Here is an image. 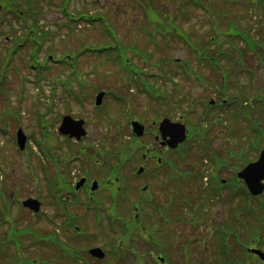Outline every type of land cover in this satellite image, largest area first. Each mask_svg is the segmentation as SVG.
I'll return each mask as SVG.
<instances>
[{"label":"rangeland","instance_id":"obj_1","mask_svg":"<svg viewBox=\"0 0 264 264\" xmlns=\"http://www.w3.org/2000/svg\"><path fill=\"white\" fill-rule=\"evenodd\" d=\"M18 1V9L26 6V3L24 0H17ZM34 2L35 7L37 10H39V13L37 15L38 22L40 28H44L46 30H49L51 33L54 34V38L48 39L45 42V47L42 48L41 53L38 55L39 61L46 59V56L48 55V50H51V52H55L58 57H61L65 51L69 49H74V47L79 46L82 42H86L88 44H100L103 42L104 37L102 34V29L97 24L96 26H86L81 25L78 30H76V34L74 36L70 35V37L67 38V32L64 28L61 27L63 16L60 13L61 8V2L62 0H32ZM10 3V2H9ZM163 3H166L164 0H159V2L154 3V8L159 10L160 8L165 9ZM20 4L22 7H20ZM60 5V8H59ZM167 6H172V4L168 3ZM4 7H2L3 9ZM42 8V10H41ZM70 10L72 11H85V12H91L94 13L96 11L103 12L107 18L108 21L111 22L112 26L116 29L118 33V37L124 42L125 45H134L137 48L141 49H134L135 52L139 53L142 51V49L148 50L152 54V56L148 59L150 64L145 65L147 62L143 58L136 57L133 55L132 51H128V55L133 58V63H136L139 66H142V68L145 72L150 74L153 72L154 74L158 75V69L155 68L152 64L156 60H161L162 58H168V64L166 65L167 69H177L175 66H179L181 63V60H184L187 57H192L188 50L183 46L180 45V43L177 41V43L170 44L167 48H163L162 50H157L151 46L149 43V38L147 34L144 33L143 28L148 26V23L145 21V19L142 16V11L139 7H135L132 3V0H70ZM152 16H158V14H154L153 10H150ZM8 10H4L2 12V17L4 18V22L0 25V68L1 63L3 61L7 46L10 44L9 39L16 35L18 32L22 33L23 31V22L20 21H14L12 16H9L7 13ZM59 18L60 21H59ZM190 20L186 23L184 21L178 20V22L182 23L184 26V29L189 33L194 31L195 35L193 38H199L200 36L204 37L205 39L208 37L206 32L211 28V22L209 18H207V14H205V11L196 9L193 14L190 15ZM264 24V23H263ZM242 25L239 26L240 29H242ZM152 29V27L150 26ZM255 29V27L253 26ZM191 34V33H190ZM152 35V34H151ZM161 43L162 40L159 35H154ZM256 37H259L261 39V36H259L256 33ZM7 39V40H6ZM217 45L215 42L211 43L210 50L215 51ZM241 49L243 48V45H240ZM24 49V48H23ZM27 55L28 51L22 50L18 54L16 53L12 57L11 65L9 66L10 69L6 72V78L4 79L2 88L0 90V112L3 111V109L8 114L9 110L12 109L11 113L14 117L17 119H20L22 117V113H24V119L21 123V126L27 134L34 135L35 140L39 141L40 139V132L39 127L35 123V113L34 111L38 108L39 111H44L46 104H48V101L50 99L49 93L51 91H48V88H50L51 83L47 80H43L42 83H40L39 86H35V83H32V76L30 69L27 67ZM86 58L89 57V55L85 56ZM102 57V56H101ZM106 55L104 58L106 59ZM96 57L92 58V61L95 64ZM260 58V57H259ZM9 60L6 61L8 63ZM41 61V62H42ZM249 65L254 67L255 62L253 61V58L249 59ZM235 66L236 62H233ZM94 64H91L90 67L88 63L85 61L84 63H81V69L86 70V74L84 73L85 80L87 82L91 80L92 83L97 84V86H101V88H112L116 91H121V80L120 76H125V70L121 67L119 69L118 66L110 67L108 64H97L96 68H93ZM83 66V67H82ZM89 67V68H88ZM61 67H54L51 69L50 72L47 71V73H50L51 75H54L55 77H59V69ZM64 70H66L64 68ZM189 72L190 69H187ZM151 71V72H150ZM88 72H92L91 75L88 74ZM110 72L111 75L119 76L118 77H106V73ZM1 73V71H0ZM49 74V75H50ZM81 74L82 72L77 69L75 78L76 80H81ZM101 74V75H99ZM103 74V75H102ZM204 75L205 82L208 85L209 92L204 93L201 88L198 87L197 83L193 81V78L190 80L184 79L183 75H179V77L175 78L174 80H177L179 83V89L181 90L179 92H185V97H187V100H183L182 106L186 107L189 105V99L191 97H208L211 96V92L215 91L213 84L218 82L217 77H213L211 74V71L208 69H205L202 73ZM257 75L260 80L264 79V72L261 73L259 69L257 68ZM26 78L29 80H25ZM36 76V75H35ZM94 76V77H91ZM50 78H53L52 76H49ZM150 82H156L160 83L163 82L167 85L164 80H159L156 76L148 78ZM35 82V78L33 79ZM55 85L59 84L62 85L64 83V80L57 78L53 79ZM239 81L241 84L246 85L247 77L245 75H242L239 78ZM88 83V82H87ZM168 86V85H167ZM264 86V83H263ZM58 88L55 90V93L57 92ZM131 91V90H130ZM136 92V91H134ZM21 98L19 99V97ZM127 99L131 101L133 104H129L128 102H115V106L109 107L110 103H112L111 98L105 100V106L107 108V111L110 109L112 112L117 111V113L114 116H109V118L116 120L118 116H121L125 114L126 116H135L140 113L143 118H141L144 122H149L148 118H145L147 115L148 110H153L159 113V110L161 108L157 106H150V103L146 101L143 96V94L140 93H130L129 91L126 92ZM33 99H36L37 106L36 109L33 106ZM62 99H58V106L56 108V112L48 117L47 120H50L51 118L56 122L59 121V118L63 113H66L67 109L65 106L68 105V109L70 113L75 117H81L87 121V131L88 136L86 139H90L92 141V144H101L104 143L103 139L107 140V148L115 145L116 138L108 134L105 130L106 128V122L97 121V115H100L99 112L101 110H97V112L94 111V108L92 106V99L88 97L87 101L84 102L83 106L78 105L77 103H72L70 100L61 102ZM248 103L253 106L254 108L259 109V113H263L264 111V100L257 99V105L254 101V96L251 95L247 99ZM155 104V103H154ZM25 108V111L23 112L22 108ZM147 107V108H146ZM188 107V106H187ZM146 108V109H145ZM184 110V109H182ZM180 112H183V111ZM179 109L176 110L174 113L175 115ZM172 110L170 111V113ZM150 115L153 116V112H149ZM173 113V112H172ZM242 113L247 115L252 123V125H256L257 121L252 120L250 117V114L248 113L247 108H242ZM227 119V117H226ZM4 122L7 123V131H6V137L0 136V146L3 147L7 144L9 147L6 150V153L10 155V159L7 160V165L3 162L0 163V167H5V176H4V186L6 187L7 194L10 195L11 189H15L18 193L17 195L19 197H22L24 195H30L34 193L33 183L32 180L29 179L26 176V172L23 169V166H28L25 164V155L23 153H18L14 151L13 145H12V139L15 134V130L17 129L18 125L17 122L11 118L10 116H6ZM235 119L231 120V126H235ZM242 123V121H240ZM101 124H103L101 126ZM54 125L51 124L50 127ZM251 129V127H250ZM125 130H127V126H125ZM236 130V127L234 128ZM217 131H220L219 128H216L213 133L215 134ZM116 134V133H115ZM118 136V135H117ZM254 135H251L250 138H255ZM257 138V137H256ZM57 140L56 137H50L49 141L51 143L55 142ZM238 138H234L230 141H237ZM125 142L127 140H124ZM30 142H32V139H30ZM29 140H27V146L30 144ZM89 143V142H88ZM225 143V146L229 143V141H225L223 139L222 144ZM11 144V145H10ZM220 143L218 148L222 146ZM80 146L83 144L80 143ZM99 147V146H98ZM223 147V146H222ZM221 151V150H220ZM209 152V151H208ZM24 158H23V156ZM191 159H188V165H186V168H189V166L194 163L195 160H198V162H201L202 167H199V170L197 171V174H201V177L204 175V173H207V171H210L211 166L209 160L201 161L199 160L198 155L190 156ZM198 158V159H197ZM26 159V158H25ZM207 159V158H203ZM39 162V160H38ZM36 164V163H35ZM9 166V167H7ZM77 166H72L74 168ZM7 169H11V172L8 173L6 171ZM222 174L219 173L220 177L227 176V170L222 169ZM232 171V169H231ZM199 178V179H200ZM197 177L194 176V178L191 179L189 182V185L184 182V180H180L179 182V189L181 191V197L178 195L170 196L165 200V204L167 205H177L178 207L181 206L180 210H175L174 212H171L170 214L164 215V220L169 221L170 225L166 226H172L173 224L171 221L173 220H179L174 224L175 228L173 227H166V229L170 232L172 240L177 241V238L183 237L177 242L172 243L170 247L171 249L167 251L169 253V260L171 264H185V258L182 255V250L185 253V256L189 259V262L187 264H200L203 261V264H206L210 262L212 259L217 261V264H222V258L219 255L218 252L213 253L212 247V235H213V229L217 226V222L220 221H226L230 222L232 218L229 217L230 210L229 208H236L237 201L229 202L223 199V204L220 202V199H218V202H214L215 210L211 213H209V209L206 210L205 215H208L216 219L217 222H215L212 218L208 219L207 222L203 224L204 233L201 234V232H196L197 230L191 229L192 227L194 229H202V227H197V225L192 224V227L190 223L185 220H182L181 217L187 216L189 217L191 213L194 211V213L198 212L199 206L201 204L200 198L198 195H200L203 191V185L199 181ZM71 182V179H70ZM192 191H195V194H192ZM158 192V191H157ZM129 201H133V193H128ZM225 196V195H224ZM182 197H186L191 199L190 203V209L186 206V200ZM203 201H205V197H203ZM213 201L208 200V204L212 205ZM169 209H174L173 207H170ZM45 212H50L51 208L50 206L45 207ZM17 213L21 219V221H31V216L28 213L19 212V210L15 207L13 213ZM15 213V214H16ZM196 215V214H195ZM124 218L126 220H130V214L125 213ZM90 220H93V217H89ZM200 224V225H202ZM34 226L37 228L42 229H49L50 225H48V221L46 219H40L36 220L34 222ZM5 227L0 226V239L3 238V233L1 231L4 230ZM177 229V230H175ZM90 231L96 232L99 235V239H96V242L93 240L94 243H107V234H105V238L102 235V233L98 232L97 226H90ZM119 232H122L121 229H118ZM193 234H196V236H193ZM193 237H199V241L196 242L193 240ZM195 239V238H194ZM160 241L164 243L166 240L165 238H161ZM190 242V243H189ZM84 243V242H83ZM128 243V238L126 236L123 237V245H126ZM192 243V244H191ZM181 245V248L180 246ZM206 246L207 249L204 250L202 246ZM89 246V245H87ZM86 247V246H85ZM264 250V247H261ZM9 250V249H8ZM130 253L132 252L131 248L127 249ZM10 251V250H9ZM204 251V255H203ZM212 253V255H211ZM3 256V257H2ZM0 256V264H6L4 262L5 256ZM147 261L149 263H152V260L149 257H146ZM7 260V258H6ZM136 262H141V255L138 253L136 255ZM200 262V263H199Z\"/></svg>","mask_w":264,"mask_h":264},{"label":"trees","instance_id":"obj_2","mask_svg":"<svg viewBox=\"0 0 264 264\" xmlns=\"http://www.w3.org/2000/svg\"><path fill=\"white\" fill-rule=\"evenodd\" d=\"M2 0H0L1 2ZM144 2L143 11L145 14L146 20L149 22V25L155 30V33L162 34V37H165L169 34L175 35L178 38L186 39V36H183V33L175 26H180L179 24L175 23L176 17L180 19H183L184 21L190 20V15L193 14V12L196 9H200L205 11L208 15H210L209 20L212 21V29H214V33L216 34V40H219V43L222 42L221 35L223 34L222 28L224 27L225 31V21H232L234 25H236L237 29H233L234 25H232L233 33V41L236 40V37H239L240 39H244L247 45H244L241 50V52H258L261 54L262 51H264L262 48L259 50L257 48V45H259L258 42L262 43V39H264V0H164L166 3L164 8H160L159 10L154 8V3L159 2V0H138ZM14 4L12 5V9H18V1L13 0ZM26 3V6L21 8L20 10H28L30 13L29 17L33 13H38L35 9L34 2L32 0H24ZM168 3H172V6H167ZM4 4L10 6L9 1L4 2ZM23 5V4H22ZM20 4V7H22ZM67 5V2L65 6ZM18 9V11H20ZM42 10V8H41ZM153 10L154 14H158V16H152L151 11ZM63 12L65 13V17L67 18L68 23H72L73 21L77 22L81 19H84L85 22H93L94 20H100L104 24V16L102 12H83V11H75L70 12L67 7L63 8ZM253 19H256V22L260 26L258 28H253L255 25H253ZM258 19V20H257ZM69 25V24H68ZM243 26L242 30H238L239 26ZM152 30V31H153ZM105 32L106 34L110 36H114L113 30L106 24L105 25ZM43 33V31H42ZM211 33V32H210ZM256 33L261 36V41L259 40V37H256ZM49 32L46 34H42V40L45 41L49 37ZM174 40V39H172ZM238 40V39H237ZM169 43V42H168ZM197 43L200 45L203 44L202 47L197 46L196 48L201 51H210V43L211 40L209 38H199ZM236 46V45H234ZM224 49H222L220 46H218L217 51L219 53H222ZM40 51V48H39ZM252 52V53H253ZM221 58L220 56H213V57H204V61L208 62L209 65H214V67H218L220 65ZM207 66V65H206ZM247 212H253L252 207H247L246 211L244 210L243 215H247ZM252 217V215H250ZM255 216H253V219ZM245 218L240 216L237 221H239L241 224H247ZM239 227V226H238ZM248 226H245L246 233L244 236L250 235L252 233V228H250L251 231L248 230ZM232 229L229 228V231ZM242 235V232L240 230H237L233 234H231L232 241H229V243L226 245L222 242V240L219 241V247L220 251L221 249L227 250L225 252L226 259L228 258L229 264H259L258 262L251 261L250 258L246 259L247 257L240 258L236 254V250L243 249L240 245L239 237ZM242 237V236H241ZM236 241V244L234 243ZM217 243V241H216ZM218 245V243H217ZM261 264V263H260Z\"/></svg>","mask_w":264,"mask_h":264},{"label":"flooded vegetation","instance_id":"obj_3","mask_svg":"<svg viewBox=\"0 0 264 264\" xmlns=\"http://www.w3.org/2000/svg\"><path fill=\"white\" fill-rule=\"evenodd\" d=\"M254 88H255V94H256V102H257V62L255 65V71H254ZM236 87L237 91L242 89L240 86L239 82H237L235 79L230 78L228 75L226 78V85L225 89L227 91V94L230 92L232 87ZM164 116L157 117L151 121V124L149 122H144L142 123L145 124V132L146 135H148L149 139H153L155 143L153 144L152 142L150 143H145L146 145L143 153L141 154L140 157H137V163L134 164L130 169H128V176L132 180H145L144 177L149 176L152 174L153 170L157 167L160 166V163L158 162V158H162V156L168 152H170L169 149H167L165 146L160 145V141L157 139L158 136V124L159 121L163 118ZM123 127L122 124L117 125V124H110L109 127H106L105 130L108 132L111 136L115 137L116 139H119V141L116 143H121L117 144V146L120 148L124 156L128 153H133L132 149L133 146H128L126 147V142L124 141L126 139V130H121ZM130 126L127 125V129H129ZM116 133V134H115ZM118 135V136H117ZM156 138V139H155ZM118 147H115L113 149L118 150ZM66 152V155L63 157V163L58 165V169H62V171L58 170L56 167L52 166L51 170L49 171V175L52 178L60 179L62 176L65 175L67 172L71 171L72 174H75L78 179L75 180L74 184L77 182L79 179H83V184L82 188L79 190H85L86 193L88 194L89 200L94 201L95 197H97V192L100 189L105 190L108 194L105 196L111 201L112 199L115 198L114 195V187H117L116 182H119V178L115 177L114 174L116 173V167L109 171L108 177L103 181V171L99 170V168L94 167L92 165H83L79 166L78 168L74 167L72 168L71 164L80 162V165H82L85 161H88L90 159V148H86L83 151L80 150V148H65L64 149ZM73 152L74 157L70 161L69 160V154ZM129 157H124V160L127 161ZM100 159H97V162H99ZM112 158H108V162H112ZM111 165H114L111 163ZM140 166L144 167V171L141 174H136L137 168ZM105 171V175H106ZM105 177V176H104ZM56 179V180H57ZM205 183L208 184L209 178L206 176L205 177ZM147 184H144L143 186H146ZM76 190V191H79ZM77 195V194H76ZM69 198V196H67ZM68 209L67 206H64L62 209L61 213H58L57 216H55L54 212H51V217L53 220L52 223V228H55L56 232L58 233V237L65 241L67 239V233H66V227L64 226V223H66L67 220V215H68ZM65 243H62L64 245Z\"/></svg>","mask_w":264,"mask_h":264},{"label":"water","instance_id":"obj_4","mask_svg":"<svg viewBox=\"0 0 264 264\" xmlns=\"http://www.w3.org/2000/svg\"><path fill=\"white\" fill-rule=\"evenodd\" d=\"M99 98H100V96H99ZM70 120L71 119L69 117L63 118L61 131H63V128L65 130H67L73 124L74 127H73L71 133L74 135H78V137H79L81 134L84 133L83 131L80 132L81 124L78 122H71ZM163 123L166 124L168 122H167V120H165ZM171 125L174 126L175 133H174V136H172V140H171L170 144L172 146H176L177 143L182 142L185 138L184 126L179 125V124H175V125L171 124ZM134 129H135V131H137L138 134L142 133L141 132L142 127L140 125H137L136 123L134 124ZM263 160H264V151H263V154L261 155V160L248 165L245 169H243L239 173V176L243 177L247 181L249 188L253 193H258L262 190V185L259 184V181H260V179L264 178ZM32 207L36 209L35 205ZM255 252H257L261 256V258L264 259V254L260 253L259 251H255Z\"/></svg>","mask_w":264,"mask_h":264}]
</instances>
